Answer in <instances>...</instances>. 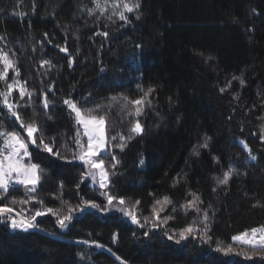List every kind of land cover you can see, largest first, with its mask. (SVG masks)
I'll return each instance as SVG.
<instances>
[{"label": "trees", "instance_id": "16d2710c", "mask_svg": "<svg viewBox=\"0 0 264 264\" xmlns=\"http://www.w3.org/2000/svg\"><path fill=\"white\" fill-rule=\"evenodd\" d=\"M94 8V0H0V49L20 73L15 77L10 70L7 82L0 80V92L14 79L18 88L32 92L31 98L21 100L17 88L9 102L20 105L16 111L26 123L36 121L46 143L55 137L54 150L69 160L76 151L77 126L63 100L71 98L82 108L101 105L93 114L106 113V149L120 161L113 170L105 159L108 190L129 207L139 200L133 210L142 223L144 216H151L155 200L167 196L172 203L161 216L174 219L158 229L150 228L151 221L141 228L117 212L89 209L73 213L67 229L51 214L38 217V229L28 232L0 223V264H264V251L245 258L235 252L257 249L231 241L264 225V0H140V8L126 14L128 24L112 10L102 14L96 9L89 15ZM103 31L107 38L94 35ZM69 57H75L71 65ZM43 60L55 67L41 66ZM150 87L155 89L151 104H145L139 117L130 116L134 107L129 101ZM44 93L50 101L47 109L42 107ZM112 96L120 99L113 102ZM2 99L0 131L15 130L27 138ZM135 119L143 132L121 151L110 137H127ZM205 137L211 138L207 148L200 147ZM29 144L31 162L44 170L34 194L43 205L67 211L57 199L63 182L62 199L73 207L80 197L104 206L106 201L88 181L76 189L81 163ZM230 168L235 172L228 184L218 187L216 178ZM12 197L25 198L24 187H10L0 204L10 205ZM195 197L201 211H186L183 205ZM38 206L36 200L23 205ZM14 207L19 210L21 205ZM205 210L211 228L207 243L194 234L177 244L178 237L169 240L164 234L192 221L203 227ZM217 242L231 243L235 252L216 251Z\"/></svg>", "mask_w": 264, "mask_h": 264}, {"label": "snow or ice", "instance_id": "6c2138e0", "mask_svg": "<svg viewBox=\"0 0 264 264\" xmlns=\"http://www.w3.org/2000/svg\"><path fill=\"white\" fill-rule=\"evenodd\" d=\"M113 9L120 7L119 4L114 3L112 5ZM140 8V0H125L123 3L122 10L113 12V15H118L120 21H123L125 24L130 23L126 13H133ZM96 9H100V12L103 14L106 11V8L99 3V0H96V8L89 11V15L94 14ZM255 11V10H253ZM136 19H140L139 15H136ZM109 20L112 19V16L108 17ZM94 35L108 37L109 33L107 31L96 32ZM47 36V33H45ZM3 37L0 36V40ZM51 43V41H49ZM67 41H65V45ZM61 52L67 53L68 49L66 46L56 45ZM137 47H140L137 45ZM200 55H203L202 53ZM213 59L212 57H207V60ZM75 57H69V63H73ZM0 64L3 65V68L0 69V80L7 82L8 72L11 69L15 77H19V69L16 67L15 61L9 58V54L2 49H0ZM48 65L49 69L55 67L50 60L41 61V66ZM233 79H239L241 84H244L245 81L240 77H233ZM26 84V82H25ZM19 85L18 80H13L12 83L7 84V91L0 92V97H2V104L6 106L11 116L15 118L16 121H19L20 128L27 133L28 141L26 138L17 133V131H0V200H2L8 193L9 188L15 189L16 186H23L25 190V198L17 200L15 197H12L10 200V205L8 203L0 204V223H5L12 230L28 232L29 230L36 227V221L38 217L51 214V216L56 217V223L61 229H67L72 223L74 216L73 213H84L89 209L96 210L101 213H107L110 211H118L122 213L124 217L130 219V221L139 227L143 228L151 220L150 228L158 229L162 225H167L169 220L174 219L172 215L161 216L160 213L165 210V207L168 204H171L172 201L169 197L164 196L163 199H156L154 204L151 207V216H144L143 223L137 217L136 212L133 210L139 204L140 201L136 200L131 207L125 205V199L118 194H112L109 189V171L104 167L105 159L110 160V168L116 169L117 165L120 163L116 159L115 154L111 153L106 149V136H105V124H106V113L102 115H94L93 113L98 112L102 107L101 105H96L93 108H82L78 106L77 102L71 98H66L63 100V104L66 105L72 113L75 114V124L77 130L75 136L73 137V145L76 151L71 153V160L67 156H61L58 149L54 150L53 145L55 144V137H52L49 142L44 141V136L42 130L38 126L35 120L32 122H25L21 119L20 115L16 109L20 106L18 103L13 104L9 102V97L12 94L14 88ZM231 86V81L228 82L227 87ZM53 86H50V89ZM19 97L22 100L26 95L31 98L33 95L32 92L28 91L26 87L19 86ZM155 91L154 88H149L144 95L136 100H131L129 103L133 105L134 112H129L130 116L139 117L142 112L145 104H151L149 97L151 93ZM221 92L225 91V88H220ZM120 97L112 96L111 101H118ZM124 100H128L127 97H123ZM50 101L48 100V94H43L42 107L47 109L49 107ZM111 107V104L109 105ZM126 107V106H125ZM47 115V113H45ZM51 119V117H48ZM82 128V131H81ZM41 133L39 136H35V133ZM143 132V127L139 119H135L134 122H130V127L128 129V135L125 137L122 133H117L112 135L110 140L117 141L116 147H119L121 151L126 147L127 141L134 138L135 135H140ZM261 132H264V127L261 128ZM82 137H86V140H83ZM264 140V135L260 137ZM210 137H205L203 144L200 147L207 148L208 140ZM39 140V143H37ZM29 143L36 146L37 148H42L44 151L48 152L50 156L57 157L58 159L66 160L71 163L72 161H80L82 172L79 176V181L76 183L75 187L77 190L80 189V185L83 184L86 180L90 181L93 185H97L99 190V196L104 198L106 203L102 207L100 203H97L92 199H84L80 197L79 203L73 207L68 201L62 199L63 195V182L60 183V196L57 199L60 200L61 204L67 205V211L61 212L60 209H54L52 207H47L43 205L42 200H38L34 195L37 192V185L40 183L41 175L43 169L37 163L31 162V153L29 151ZM247 147L246 143L244 144ZM249 156L251 159L255 160L256 157L251 155V149H248ZM194 155L199 156V151L194 149ZM25 158L29 162L25 163ZM141 165L144 164L143 160H140ZM235 169L230 168L223 174V178L217 177V186L227 185L229 179L231 178ZM116 173L113 171L112 175ZM215 191V189H213ZM198 197H195L193 200L188 201L183 205L184 209L187 211L189 208L193 209L195 212L199 213L201 209L197 206ZM36 200L38 207L26 209L23 205L29 204L31 201ZM115 202V203H114ZM202 203V201H200ZM21 205V208L17 210L14 206ZM173 208V212H175ZM203 227L197 225L196 221H192L187 226H184L177 229H172V234H169V231L165 230L164 234L168 237L169 240L175 239V242L179 244L182 240H187L189 237L198 234L196 238L201 239L203 242L207 243L211 238L208 236V233L211 231L209 224V215L205 210L203 212V219L200 221ZM259 233V235H258ZM148 235L147 232L144 233ZM113 238H116L114 234ZM232 242H239L242 245H248L252 249H260L264 251V228L261 229H252L251 232H242L238 235L231 237ZM102 247V245H101ZM216 251L228 255L235 252L231 243L227 246H221L220 242H217L215 248ZM236 255H244L245 258H251L246 253L235 252ZM119 259V258H118Z\"/></svg>", "mask_w": 264, "mask_h": 264}, {"label": "rangeland", "instance_id": "374dc122", "mask_svg": "<svg viewBox=\"0 0 264 264\" xmlns=\"http://www.w3.org/2000/svg\"><path fill=\"white\" fill-rule=\"evenodd\" d=\"M95 1V4H96V0H94ZM125 2V0H99V3L102 5V6H104L105 8H106V10H112V12H114V11H116V12H118V11H120V10H122V7H123V3ZM114 3H117V4H119L120 5V7L119 8H117V9H113V7H112V5L114 4ZM127 14V13H126ZM2 65V64H1ZM3 68V65L1 66V68L0 69H2ZM10 70L11 69H9V72H10ZM9 72H8V74H9ZM17 88H18V86L16 87V88H14L13 89V91H12V94H14V92L17 90ZM11 94V95H12ZM74 114V113H73ZM74 117H75V114H74ZM82 129V128H81ZM82 131V130H81ZM19 135H21V133H18ZM21 136H23V135H21ZM105 136H106V126H105ZM82 139L83 140H86L87 138L86 137H82ZM28 141V139L26 138V142ZM29 151H30V144H29ZM27 161H28V159L27 158H25V163H27ZM78 163H81L80 161H77ZM86 181H88V180H86ZM89 183H90V181H88ZM91 184V186L93 187V188H95L96 190H98V191H102V190H99L98 189V186L97 185H93L92 183H90ZM16 187H20V186H16ZM23 187V186H22ZM104 199V198H103ZM115 203V202H114ZM125 205L127 206V203L125 202ZM45 206V205H44ZM129 207V206H128ZM111 212H117V213H119L118 211H110V212H107V213H111ZM136 212V211H135ZM119 214H121L122 216H123V214L122 213H119ZM136 214H137V217L139 218V216H138V213L136 212ZM162 214V212L160 213V215ZM124 217V216H123ZM128 222H130L131 224H133V225H135V226H138V225H136V224H134V223H132L131 221H130V219L129 218H127V217H124ZM140 219V218H139ZM149 221H151V220H149ZM261 228H264V225H262V226H259V227H257L256 229H261ZM33 229H38V227H37V225H36V227L35 228H33ZM249 233L251 232V230L250 231H248ZM258 235H259V233H258ZM234 244H237V245H242V244H240L239 242H233ZM242 246H246V247H250V246H248V245H242ZM96 247H98V248H100V249H104L103 247H101V246H99V245H96ZM257 251L258 252H254V253H247V255L248 256H250V257H253V256H256V255H260V254H262L261 253V250L260 249H257ZM246 253V252H245Z\"/></svg>", "mask_w": 264, "mask_h": 264}]
</instances>
